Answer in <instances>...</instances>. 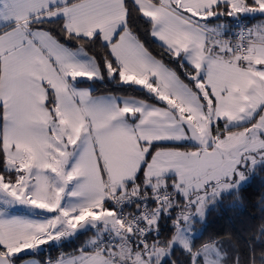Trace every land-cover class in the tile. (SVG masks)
<instances>
[{"label": "snow or ice", "instance_id": "snow-or-ice-1", "mask_svg": "<svg viewBox=\"0 0 264 264\" xmlns=\"http://www.w3.org/2000/svg\"><path fill=\"white\" fill-rule=\"evenodd\" d=\"M132 2L183 79L133 31L127 0H0V264H38L24 256L87 231L78 254L46 264H175L176 248L188 264H242L218 240L196 245L193 225L264 169V22L233 41L209 20L264 17V0ZM81 78L155 103L94 96Z\"/></svg>", "mask_w": 264, "mask_h": 264}, {"label": "trees", "instance_id": "trees-1", "mask_svg": "<svg viewBox=\"0 0 264 264\" xmlns=\"http://www.w3.org/2000/svg\"><path fill=\"white\" fill-rule=\"evenodd\" d=\"M132 9L131 27L139 36L142 43L155 55L163 59L167 65L175 69L182 78L183 72L166 54L164 47L154 37L151 36V26L146 18H143L135 11L132 0H127ZM248 19L250 24L252 18L243 16ZM227 21L229 31L234 21L233 18H224ZM220 20V19H219ZM215 18H211L210 22H218ZM56 28L58 25H50ZM72 47H76L73 43ZM86 49L90 54L97 56L104 51L100 44L95 46L86 45ZM81 84H86L93 89V93H115L120 95H133L143 99H149L146 90L139 86L123 85L113 82L105 78L104 81H87L82 80ZM0 171H3V161L0 159ZM181 206H183L181 204ZM177 208L172 213V218L180 211ZM195 229L200 230V238L195 240L196 245L206 241L215 239L229 253V256L239 255L242 264H247L250 249L254 248L257 258L264 251V235L261 228L264 227V169L257 167L250 179L242 185L238 194L223 195L217 202L210 203L206 212L204 221L196 220ZM173 232L172 219L163 218L160 222L161 239H168ZM93 231L82 232L75 238L63 241L59 247L49 246L48 249L43 248L42 251L36 252L30 256H24V259H37L42 263L48 260L55 261L61 254H78V249L83 247L86 242L93 237ZM23 256V254H21ZM172 261L175 264H188L187 254L180 248H176L173 252ZM18 261L17 264H21ZM171 264V261L169 262Z\"/></svg>", "mask_w": 264, "mask_h": 264}, {"label": "crops", "instance_id": "crops-1", "mask_svg": "<svg viewBox=\"0 0 264 264\" xmlns=\"http://www.w3.org/2000/svg\"><path fill=\"white\" fill-rule=\"evenodd\" d=\"M244 16H250L251 18H252V20H251V24H250V26H253V25H256V24H258V23H261V22H264V17H261L259 14H255V15H244ZM211 19V18H210ZM216 24H225V25H227V21L224 19V18H221L218 22H210L209 21V26L210 27H214ZM228 26V25H227ZM229 28V27H228ZM159 43H161L162 44V42H160L159 40H158V38H155ZM142 42V41H141ZM149 50V49H148ZM150 51V50H149ZM151 52V51H150ZM152 53V55L153 56H155L157 59H160V60H163V59H161L159 56H157V55H155L153 52H151ZM90 54V53H89ZM90 55H92V54H90ZM164 61V60H163ZM164 63L165 64H167L165 61H164ZM170 67V66H169ZM182 78V77H181ZM183 79V78H182ZM81 80H86V79H84V78H81ZM185 82H187V81H185ZM79 87H81V88H91L89 85H86V84H79ZM94 96H106V95H113V96H119V97H134V98H138V99H141V100H145V101H147V102H149V103H155V101H149V100H146V99H143V98H141V97H137V96H133V95H120V94H115V93H110V92H107V93H98V94H96V93H92ZM183 203H184V201L183 200H181L180 201V204H182L183 205ZM22 211V210H21ZM14 215H28L29 214V212H28V210L25 208V214H23V213H19V214H15V213H13ZM39 214H40V216L42 217L43 215H50V214H47L44 210H39ZM35 218V217H34ZM49 247V244L48 245H44V246H42V248H48ZM31 260H34V261H37L38 262V264H46V263H42V262H40L39 260H37V259H34V258H32ZM22 264V263H21Z\"/></svg>", "mask_w": 264, "mask_h": 264}, {"label": "built area", "instance_id": "built-area-1", "mask_svg": "<svg viewBox=\"0 0 264 264\" xmlns=\"http://www.w3.org/2000/svg\"><path fill=\"white\" fill-rule=\"evenodd\" d=\"M241 26H250V22L248 19L244 18L241 16L239 19H235L232 23V27L229 31V36L233 41L235 40V35L234 33L238 32ZM126 212H134V208H125Z\"/></svg>", "mask_w": 264, "mask_h": 264}, {"label": "rangeland", "instance_id": "rangeland-1", "mask_svg": "<svg viewBox=\"0 0 264 264\" xmlns=\"http://www.w3.org/2000/svg\"><path fill=\"white\" fill-rule=\"evenodd\" d=\"M242 16H244V15H242ZM208 205H209V204H208ZM208 205H207V207H206V209H205V215H204V217H203V220H201L199 217H197L196 220L204 221V219H205V217H206V212H207V209H208ZM21 210H22V211H21ZM193 211H195V209H193ZM11 212H12V214H13V213H15V214L23 213V214H25V207H24V206H17L16 208L12 209ZM13 215H14V214H13ZM193 230H194L195 232H198V233L200 232V230L195 229V225H193ZM45 249H48V248H45Z\"/></svg>", "mask_w": 264, "mask_h": 264}, {"label": "water", "instance_id": "water-1", "mask_svg": "<svg viewBox=\"0 0 264 264\" xmlns=\"http://www.w3.org/2000/svg\"><path fill=\"white\" fill-rule=\"evenodd\" d=\"M234 20H235V19H234ZM49 246H55V245H53V244L50 243Z\"/></svg>", "mask_w": 264, "mask_h": 264}]
</instances>
